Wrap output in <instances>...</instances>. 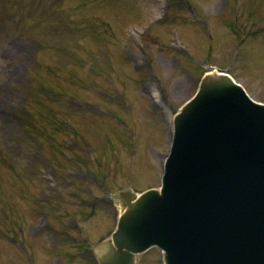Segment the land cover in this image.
Listing matches in <instances>:
<instances>
[{
    "label": "rangeland",
    "instance_id": "374dc122",
    "mask_svg": "<svg viewBox=\"0 0 264 264\" xmlns=\"http://www.w3.org/2000/svg\"><path fill=\"white\" fill-rule=\"evenodd\" d=\"M209 64L264 101V0H0V264H98Z\"/></svg>",
    "mask_w": 264,
    "mask_h": 264
},
{
    "label": "water",
    "instance_id": "95a60500",
    "mask_svg": "<svg viewBox=\"0 0 264 264\" xmlns=\"http://www.w3.org/2000/svg\"><path fill=\"white\" fill-rule=\"evenodd\" d=\"M176 120L162 190L126 202L102 264L153 244L169 264H264V105L208 76Z\"/></svg>",
    "mask_w": 264,
    "mask_h": 264
}]
</instances>
